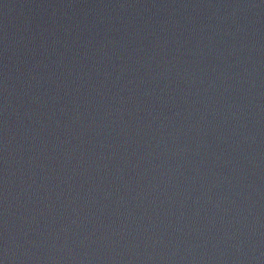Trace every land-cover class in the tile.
I'll use <instances>...</instances> for the list:
<instances>
[{
	"label": "water",
	"instance_id": "obj_1",
	"mask_svg": "<svg viewBox=\"0 0 264 264\" xmlns=\"http://www.w3.org/2000/svg\"><path fill=\"white\" fill-rule=\"evenodd\" d=\"M0 264H264V0H0Z\"/></svg>",
	"mask_w": 264,
	"mask_h": 264
}]
</instances>
